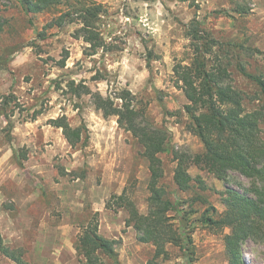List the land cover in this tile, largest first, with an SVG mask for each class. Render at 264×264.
<instances>
[{"label":"clouds","instance_id":"obj_1","mask_svg":"<svg viewBox=\"0 0 264 264\" xmlns=\"http://www.w3.org/2000/svg\"><path fill=\"white\" fill-rule=\"evenodd\" d=\"M29 7L31 24L0 34V247L25 264H264V0ZM193 89L196 116L214 103L230 120L199 215L222 222L241 199L253 209L219 229L182 226L175 197L162 203L171 169L196 167L180 148L201 134L180 137ZM193 227L203 240L189 242Z\"/></svg>","mask_w":264,"mask_h":264},{"label":"trees","instance_id":"obj_2","mask_svg":"<svg viewBox=\"0 0 264 264\" xmlns=\"http://www.w3.org/2000/svg\"><path fill=\"white\" fill-rule=\"evenodd\" d=\"M23 4L26 6V10L31 13L32 9L29 7V0H22ZM3 23L0 22V34L3 32ZM200 68L203 69L204 65H200ZM176 69L174 68V71ZM199 75V73H198ZM205 81L208 84H212L213 82L208 80L207 74H205ZM258 87L262 92H264V84H258ZM211 90V89H210ZM217 95L221 99V103H223V96L220 93V90L217 89ZM185 98L189 103L184 105V113L187 114L188 122L187 123V129L190 131L195 127L198 131H200V135H194L199 142L202 144V151L198 152L192 156L195 157L194 160H191V157H188V159L191 160L193 164L196 165L197 168H199L202 171H206L209 174H212L215 178L220 179L221 177L218 175V171L215 167H210L209 164L206 162V160L215 159V157H218L222 155L223 153H226L231 146L227 140L224 139V133L226 131V128L230 124V120L228 117L223 116V113L219 112L215 109L214 103H209V112L206 115L202 116H196L194 114V104L199 102L198 98L195 96V90H192V94L185 93ZM207 123V131H208V140L209 143H205L203 131L205 130V125ZM153 143L156 145L157 149L159 148V144L157 141H153ZM210 145L212 149H215V156H212L210 154ZM181 155L184 154H174L173 160L176 161V159L180 158ZM202 156L205 157V160H202ZM150 165L152 162H149ZM155 163L161 165V161H156ZM204 163V167H200V164ZM217 163L222 165L223 167H227L228 161H219L217 160ZM152 168H149V171H151ZM162 177V171L159 172V179ZM195 183H193V177L188 172H182L181 166L176 165L174 169L173 174V182L177 186V188L182 191L186 192L188 191L192 184H196L198 189L205 190L207 187L204 183V181L200 177H194ZM198 198V197H197ZM197 200L196 198L193 199V201ZM164 205V211H167V209L172 208V200L167 199V196L162 201ZM185 204H187L186 201L183 200H175V208L174 211H178L180 215V224L183 226L187 222L191 221V223L195 224L199 221H203L205 224H208L209 229L217 228L219 229L222 226V223H232L234 222L235 218H244L247 215L251 214L253 209L249 207V204L246 200H237L235 203L230 205V207L233 209V217L232 218H226L224 221H212L209 223L210 218L205 216H198L199 211L192 208V205L188 204L187 209L185 208ZM173 219V217H171ZM194 227L192 228L193 231ZM188 240L190 243H192L191 236L188 237ZM239 243L240 241L237 240L233 242L230 245L229 252L233 255H238L239 252ZM227 252V248L225 249ZM0 253L4 255L7 259H9L12 262H16V264H25V261L23 259V253H15L11 250H8L6 248L0 247ZM160 252L157 251L156 255L159 256ZM167 257V254H165Z\"/></svg>","mask_w":264,"mask_h":264},{"label":"rangeland","instance_id":"obj_3","mask_svg":"<svg viewBox=\"0 0 264 264\" xmlns=\"http://www.w3.org/2000/svg\"><path fill=\"white\" fill-rule=\"evenodd\" d=\"M30 16H31V13H29L26 10V6L23 4L22 0H0V22H2L4 25L3 32L1 34H3L5 31H7L9 34H14L24 24L26 23L31 24L32 18H30ZM60 63L63 64V61H61ZM185 100L187 101L186 98ZM166 115H180V112L178 109L174 111L170 110L169 112L166 113ZM187 123L188 122H185L183 125L184 132L180 134L181 139L184 138V133L189 132L187 129ZM184 147H187L188 152H190L192 155L202 151V144L199 142V140L195 136L190 139V142L187 145H184V144L180 145V148H184ZM169 163L175 165V161L173 159L169 161ZM163 164L164 162L161 161V166H163ZM175 167L176 165L168 173V175L171 178L170 183L174 185V191L167 193L166 196H174L175 200L186 201L187 202V204H185L186 209H187L188 204H190L192 205L193 209H196L199 211L200 206H202V204L204 203H207L211 194L216 191L215 186H213L212 188H209V183L213 182L214 180H218V179L215 178L212 174L207 173L206 171H202L197 167H193L190 169L188 173L192 177H200L204 181L207 188L205 190H200L198 189L196 184H192L191 188L188 191L182 192L177 188V186L173 182V174H174ZM161 171H162V177L160 179H164L165 173L163 171V168L161 169ZM195 198L197 200L193 201V199ZM198 216L199 214L197 215V217ZM173 219L175 218L173 217ZM195 232L196 230L194 228L192 231L193 235L191 236L192 243H194L196 240H203V237H197L195 235ZM0 264H13V262L7 259L4 255L0 253Z\"/></svg>","mask_w":264,"mask_h":264}]
</instances>
